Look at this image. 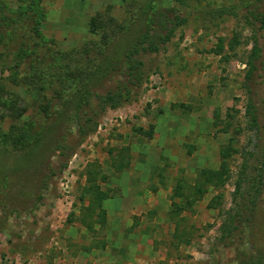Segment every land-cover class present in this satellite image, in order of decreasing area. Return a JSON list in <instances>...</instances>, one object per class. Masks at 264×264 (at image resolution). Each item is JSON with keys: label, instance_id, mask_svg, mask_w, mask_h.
Returning <instances> with one entry per match:
<instances>
[{"label": "rangeland", "instance_id": "1", "mask_svg": "<svg viewBox=\"0 0 264 264\" xmlns=\"http://www.w3.org/2000/svg\"><path fill=\"white\" fill-rule=\"evenodd\" d=\"M23 1L28 16L9 31L18 28L13 36L24 34L35 48L21 68L31 62L47 71L46 87L35 96L12 84L0 45L1 96L25 109L17 120L5 113L0 127L32 121L41 131L40 104L54 107L36 149L13 151L0 140V264H52L63 248L76 247L66 233L75 222L93 235L104 214L96 204L86 209L92 185L107 201L140 194L129 203L160 221L153 264H264V27L248 15L264 14V0ZM0 3L13 16L20 0ZM153 9H172L185 21L158 51L134 56L142 79L128 100L101 104L126 82L125 54ZM94 17L114 23L104 46L100 28L91 30ZM84 44L94 60L82 94L59 75L75 68V58H54ZM203 169L223 172V183H205L199 195L192 188Z\"/></svg>", "mask_w": 264, "mask_h": 264}, {"label": "trees", "instance_id": "2", "mask_svg": "<svg viewBox=\"0 0 264 264\" xmlns=\"http://www.w3.org/2000/svg\"><path fill=\"white\" fill-rule=\"evenodd\" d=\"M19 1V0H18ZM6 6L0 3V45L2 46V54L3 57H9L10 64L7 68L8 71V80L14 85H25L30 89V92L35 96H38L40 91L45 89V77L48 76L47 71H39L35 64L29 63V69L27 72L22 70V64L26 58L33 54V51L29 48L28 40L26 39L24 34H21L18 38L13 36V31L17 30L12 26L9 31V27L14 23L21 21L24 22L27 12V5L23 0H20V4L16 9H14L13 16H5L3 14V10ZM11 11V10H10ZM151 14L148 16V22L146 23L145 30L141 35L137 44H133L132 47L127 51L124 58V72L126 76V82H124L121 86H118L117 89L113 91L107 92L104 96L99 97L101 104L108 105L111 108L117 107L123 100H128L131 90L133 87L138 86L142 79V72L140 70L141 62L134 58V56L139 52V50L156 52L158 51V47L160 44H164L170 40L173 35L175 29L184 23V19L175 15L172 9H165L161 12L156 9L151 10ZM249 18L253 20H257L260 23L259 28L264 27V14H259L255 12H248ZM28 16V15H27ZM156 20H158L156 23ZM23 19V20H22ZM248 20V19H247ZM23 21V22H22ZM251 23L250 21H248ZM157 25L156 29H152L153 25ZM252 24V23H251ZM26 25L20 24V29H23ZM90 27L93 33H97V27L100 28V40L99 46H104L108 43L110 34L113 33L114 23L112 21L105 23L99 21L96 17L92 18L90 22ZM8 30V31H7ZM154 30V31H153ZM161 30V31H160ZM34 31V30H33ZM29 35H31L29 33ZM17 40V41H16ZM10 47V48H9ZM258 49L256 47L253 48V53L256 54ZM77 56V57H76ZM63 57H69L70 59L75 58V68L64 69L59 75L62 78H70L77 90L82 91L84 93L87 92V83L89 80L88 74V65L93 62V58L90 56V50L86 44H84L79 50L74 52V55L68 54H59L56 59H62ZM250 70L252 69V65L249 63ZM58 97H60L58 93ZM53 104L51 101H46L45 103L40 104L39 110L41 111L43 121L42 124L45 127L41 131L33 130L34 123L32 121L25 122L21 126H16L14 124L10 125L7 132H3L0 127V140L3 145L9 147L13 151H31L39 147L41 144V139L43 137V133L45 129L48 127L45 125L47 119L51 116ZM251 109V108H250ZM25 109L20 108L17 103L16 98H4L1 96V88H0V120L4 118L5 113L13 118L14 120L22 117ZM251 118V124L256 125V117L253 115L252 110H248L247 112ZM223 156V154H222ZM222 167L221 169H223ZM262 171L260 170L257 173V179L259 180L261 177ZM223 172L220 171H210L203 169L200 171V180L193 186V190L199 195L202 193V185L207 183H223ZM103 178V177H101ZM91 196V200L89 205L87 206V210L91 211L93 209V205L96 204L100 213L103 215L104 210L101 207V202L108 199V195L106 192H103L98 185H92L88 190ZM250 205L254 204V199L249 200ZM229 229V228H228ZM237 229L234 227L232 231ZM230 235L231 230L227 231Z\"/></svg>", "mask_w": 264, "mask_h": 264}, {"label": "crops", "instance_id": "3", "mask_svg": "<svg viewBox=\"0 0 264 264\" xmlns=\"http://www.w3.org/2000/svg\"><path fill=\"white\" fill-rule=\"evenodd\" d=\"M139 195L138 192H123L111 199L112 202L104 200V220L102 225L94 223L91 236L83 225L77 222L69 225L66 229L68 242L76 247L74 250L63 248L52 264L155 263L159 252L153 244L162 239L158 230L160 221H150L146 212L129 203L139 199Z\"/></svg>", "mask_w": 264, "mask_h": 264}]
</instances>
